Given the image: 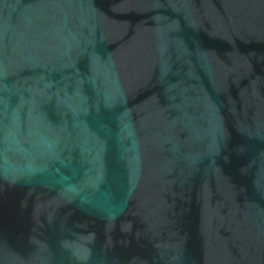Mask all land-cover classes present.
I'll return each instance as SVG.
<instances>
[{
  "label": "water",
  "instance_id": "1",
  "mask_svg": "<svg viewBox=\"0 0 264 264\" xmlns=\"http://www.w3.org/2000/svg\"><path fill=\"white\" fill-rule=\"evenodd\" d=\"M0 264H264V0H0Z\"/></svg>",
  "mask_w": 264,
  "mask_h": 264
}]
</instances>
